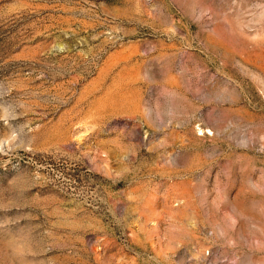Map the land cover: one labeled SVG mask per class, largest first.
Wrapping results in <instances>:
<instances>
[{
    "label": "rangeland",
    "instance_id": "rangeland-1",
    "mask_svg": "<svg viewBox=\"0 0 264 264\" xmlns=\"http://www.w3.org/2000/svg\"><path fill=\"white\" fill-rule=\"evenodd\" d=\"M0 264H264V0H0Z\"/></svg>",
    "mask_w": 264,
    "mask_h": 264
}]
</instances>
